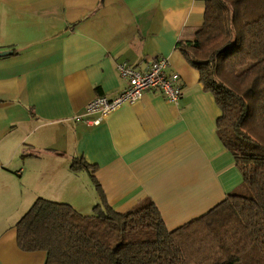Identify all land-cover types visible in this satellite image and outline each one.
Listing matches in <instances>:
<instances>
[{
  "label": "crops",
  "instance_id": "1",
  "mask_svg": "<svg viewBox=\"0 0 264 264\" xmlns=\"http://www.w3.org/2000/svg\"><path fill=\"white\" fill-rule=\"evenodd\" d=\"M203 0H0V264H44L17 246L15 225L42 198L90 215L98 193L124 213L149 202L167 230L196 219L242 184L216 131L220 110L177 43L202 25ZM165 58L177 105L144 92L98 126L73 118L126 86L116 65ZM93 115L91 118H95Z\"/></svg>",
  "mask_w": 264,
  "mask_h": 264
},
{
  "label": "trees",
  "instance_id": "2",
  "mask_svg": "<svg viewBox=\"0 0 264 264\" xmlns=\"http://www.w3.org/2000/svg\"><path fill=\"white\" fill-rule=\"evenodd\" d=\"M191 40L177 43L220 110L216 131L242 184L201 216L169 231L153 203L117 213L94 175L90 215L36 199L15 225L17 246L44 264H264V0H205Z\"/></svg>",
  "mask_w": 264,
  "mask_h": 264
},
{
  "label": "built area",
  "instance_id": "3",
  "mask_svg": "<svg viewBox=\"0 0 264 264\" xmlns=\"http://www.w3.org/2000/svg\"><path fill=\"white\" fill-rule=\"evenodd\" d=\"M205 1V0H203ZM168 61L160 58L151 61L146 70L140 71L125 62L118 63L116 70L125 88L113 97L98 96L86 103L84 113L75 116L73 121L82 123L86 127L98 126L109 114L123 105H132L147 91H156L164 100L177 105L182 98L179 76L167 73ZM95 115V118H91Z\"/></svg>",
  "mask_w": 264,
  "mask_h": 264
},
{
  "label": "water",
  "instance_id": "4",
  "mask_svg": "<svg viewBox=\"0 0 264 264\" xmlns=\"http://www.w3.org/2000/svg\"><path fill=\"white\" fill-rule=\"evenodd\" d=\"M7 53L6 52H2L0 53V56H5Z\"/></svg>",
  "mask_w": 264,
  "mask_h": 264
}]
</instances>
